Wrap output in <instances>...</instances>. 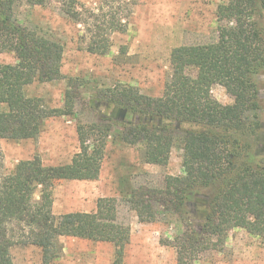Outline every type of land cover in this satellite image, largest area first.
Returning a JSON list of instances; mask_svg holds the SVG:
<instances>
[{"label":"trees","instance_id":"trees-1","mask_svg":"<svg viewBox=\"0 0 264 264\" xmlns=\"http://www.w3.org/2000/svg\"><path fill=\"white\" fill-rule=\"evenodd\" d=\"M19 2L43 6L46 0H0V53L16 59L14 65L0 64V139L7 140L35 138L43 120L72 115L74 106L68 90L61 109L44 108L24 93L36 80L61 78L63 48L14 21ZM215 18L214 42L171 51V74L160 97L120 84L88 97L91 109L99 106L111 114L77 127L79 149L69 164L43 166L34 157L0 176V264H13L15 244L40 248L42 264H50L61 252L60 235L112 244L113 264H123L130 230L119 220L115 199L99 198L94 212L61 220L51 212L54 182L98 178L112 126L122 143L143 145L146 164L163 166L172 147H181L182 176H167L163 189L143 188L130 197L140 222L155 220L154 206L182 218L190 214V204L197 207L202 229L184 239L188 247L178 249L177 264H193L203 233L219 241L232 228L264 236V167L237 162L248 146L245 139L262 128L256 78L264 70V0H226L217 6ZM89 52L105 54L107 43L95 40ZM215 85L233 98L231 105L211 96Z\"/></svg>","mask_w":264,"mask_h":264},{"label":"rangeland","instance_id":"rangeland-1","mask_svg":"<svg viewBox=\"0 0 264 264\" xmlns=\"http://www.w3.org/2000/svg\"><path fill=\"white\" fill-rule=\"evenodd\" d=\"M225 1L46 0L43 6L17 3L13 18L18 25L35 29L63 48L61 78L51 82L36 80L24 88V93L39 99L44 108L61 109L68 90L74 106L72 115L43 120L33 139H0V176L12 171L18 162L34 157L43 166L69 164L79 149L77 127L111 114L103 107L93 110L88 105V97L100 91L120 84L143 96L160 97L171 74V51L214 42L216 8ZM99 39L107 43V52L90 53L89 48ZM15 63L13 54L0 53V64ZM256 79L262 128L245 139L248 146L240 152V166L247 162L264 167V70ZM211 96L222 105L233 103V98L218 85L211 88ZM117 130L116 126L111 127L96 180H61L52 184L51 212L56 220H61L77 212L92 213L99 198H113L119 220L130 230L123 264H177L178 249L182 245L188 247L184 239L202 229L197 207L190 204L187 210L191 215L182 218L154 206L155 220L140 222L130 197L143 188L163 189L167 176H182L181 147H172L163 166L146 164L142 159L143 145L122 143ZM40 190L36 189L35 200ZM219 240L201 234L198 252L192 255L193 264H264V236L232 228ZM58 241L61 252L50 264H113L112 244L68 235H60ZM10 252L13 264H42L41 250L36 246L15 244Z\"/></svg>","mask_w":264,"mask_h":264},{"label":"crops","instance_id":"crops-1","mask_svg":"<svg viewBox=\"0 0 264 264\" xmlns=\"http://www.w3.org/2000/svg\"><path fill=\"white\" fill-rule=\"evenodd\" d=\"M27 140V139H26ZM18 141H23V140H18Z\"/></svg>","mask_w":264,"mask_h":264}]
</instances>
